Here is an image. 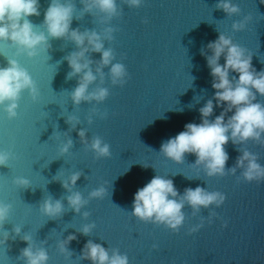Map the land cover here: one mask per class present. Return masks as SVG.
Here are the masks:
<instances>
[{
  "label": "water",
  "instance_id": "obj_1",
  "mask_svg": "<svg viewBox=\"0 0 264 264\" xmlns=\"http://www.w3.org/2000/svg\"><path fill=\"white\" fill-rule=\"evenodd\" d=\"M50 2L39 0L40 15L29 17L38 32L45 31L44 13ZM70 2L75 6L72 29H115L113 39L104 44L113 49L114 62L125 65L127 82L122 87L112 85L109 69L104 68L101 86L109 90L107 99L76 106L70 92L78 77L67 78L71 69L65 59L78 50L73 42L49 38V47L29 58L18 54L10 42L0 41V67H7L8 59H16L38 90L36 100L28 92L22 93L16 118L9 119L0 110V150L12 154L9 166L0 167V202L11 205L4 224L10 238L0 246V264H24L19 259L21 249L27 247L21 240L24 234L47 250L48 264H92L81 258L89 240L110 254L114 249L126 254L129 264H264V181H244L239 168L235 174L228 171L235 167L242 150L256 154L264 166V146L251 140L237 145L229 141L225 146L228 174L223 177H208L194 167L193 154H186L184 162L177 164L160 153L162 142L183 131L185 124L201 122L199 108L215 94L210 69L201 55L209 42L221 33L231 37L252 55V67L264 71V3L232 0L241 11L228 17L215 7L218 0H144L139 8H129L117 0L121 15L103 24L102 14L96 11L82 15L81 0ZM245 17L249 19L244 30L233 31L232 23ZM88 55L95 70L100 54ZM219 62L223 65L224 58ZM233 76L238 79L237 73H230V79ZM98 84L99 77L92 87ZM254 102L264 105V96L257 94ZM213 104L210 120L223 111V106L215 107V100ZM94 111L107 116L94 115L89 124L88 117ZM68 117L79 119L75 128ZM81 129L89 143L98 136L109 144L111 156L98 159L82 142ZM68 139L72 147L62 154L60 147ZM74 172L81 176L73 191L88 200L79 213L68 206L70 193L62 186ZM155 175L173 180L180 195L186 188L199 186L223 193L226 200L219 208H201L195 215L186 204L185 222L178 232L141 222L131 215L134 195ZM16 178H26L30 185L20 187L14 183ZM101 186L107 189L106 196L88 199L89 193ZM48 197L61 200L64 206L55 219L40 211ZM84 212L89 215L85 217ZM201 218L203 226L190 233ZM86 224L95 225L88 235L81 231ZM15 226L21 227L20 236H15ZM69 235L76 239L66 244L70 255L62 254L58 244Z\"/></svg>",
  "mask_w": 264,
  "mask_h": 264
},
{
  "label": "clouds",
  "instance_id": "obj_2",
  "mask_svg": "<svg viewBox=\"0 0 264 264\" xmlns=\"http://www.w3.org/2000/svg\"><path fill=\"white\" fill-rule=\"evenodd\" d=\"M143 2L144 0H123L124 5L129 8H139ZM260 2L264 3V0ZM81 3L82 15L96 11L102 14L100 22L103 24H109L122 12L117 0H81ZM39 7V0H0V41L10 42L18 54H26L29 58L37 56L40 49L46 50L49 47V38L73 42L78 50L65 59L71 69L67 78L78 77L77 86L70 92V99L76 106L82 102L100 104L107 99L109 90L101 86L105 79L104 68L109 69L108 77L112 85L122 87L126 84L128 72L125 65L114 62L113 49L105 48L104 44L105 41L113 39L114 28L105 27L102 32L96 30L81 32L79 29H72L74 4L70 0H51L44 13L45 31L38 32L29 17L39 16ZM215 7L223 10L228 17L241 11L232 0H218ZM248 19L245 17L242 21L233 22L232 30L236 32L244 30ZM89 53L100 54V59L95 62V70L92 68L94 62L89 58ZM201 55L205 57L210 69L211 86L215 94L199 108L201 122L185 124L183 131L162 142L160 153L177 164L184 162L186 154H193L196 156L194 167L202 169L208 177H223L228 174L225 165L229 156L225 146L229 141L237 145L251 140L264 146V105L254 102L257 94L264 96V71L257 72L252 67V55L247 49L234 43L231 37L223 33L218 39L203 47ZM221 57L225 60L223 65L219 62ZM230 73H237L238 79L234 76L230 79ZM98 77L100 84L93 88ZM24 92H28L33 100L38 97V90L30 73L16 59H8V66L0 67V110L5 112L9 119L17 117L18 102ZM213 100L216 101L215 107L223 106V111L214 120H210L214 110ZM230 112L233 114L228 116ZM94 115L105 118L107 113L94 111L88 117L89 124L93 122ZM79 122L75 117H68V123L72 128ZM79 136L98 159L111 156L110 145L100 137H93L89 143L83 129L79 131ZM71 147L72 140L68 139L60 147V152L66 154ZM11 159L10 152L0 150V167L9 166ZM237 168L242 169L241 177L244 181L257 183L264 181V166L258 163L257 155L248 150H242L235 167L228 171L235 174ZM80 176V172H74L62 181V186L70 193L66 197L68 206L76 213L88 203L81 192L73 191ZM14 183L24 188L30 185L26 178H16ZM106 194L107 189L101 186L92 190L88 199H102ZM225 200L226 196L223 193L208 191L199 186L195 189L186 188L183 195H180L173 180L155 175L150 182L136 191L131 215L141 222L163 225L173 232H178L185 222L183 209L186 204L192 208L195 215L201 208H210L213 205L219 208ZM40 211L48 218L55 219L63 213L64 206L61 200L48 197L41 203ZM10 212L11 205L0 202V246H4L10 238L9 232L4 230ZM83 215L87 217L89 213L84 212ZM214 215V212L211 213L209 222ZM202 226L203 218L200 224L190 229V233H195ZM226 226L225 223L224 227ZM94 227V224H86L81 231L88 235ZM13 232L15 236H20L21 227L15 226ZM15 236L11 238L15 239ZM75 239L74 235H69L67 240L58 244L59 251L70 255L66 244ZM21 240L27 243V247L21 249L19 257L24 264H48L47 250L37 246L31 235L24 234ZM81 258L91 261L92 264H129L126 254H121L117 249L112 250L110 254L108 249L91 240L84 245Z\"/></svg>",
  "mask_w": 264,
  "mask_h": 264
}]
</instances>
